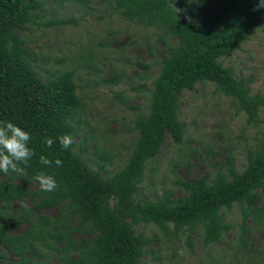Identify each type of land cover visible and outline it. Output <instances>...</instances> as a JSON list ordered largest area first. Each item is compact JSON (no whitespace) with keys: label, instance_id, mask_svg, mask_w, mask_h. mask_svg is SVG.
<instances>
[{"label":"trees","instance_id":"1","mask_svg":"<svg viewBox=\"0 0 264 264\" xmlns=\"http://www.w3.org/2000/svg\"><path fill=\"white\" fill-rule=\"evenodd\" d=\"M257 2L80 0L82 8L77 12L82 16L92 15L94 6L103 4L99 20L117 15L152 30L164 50L147 94L148 112L133 120L131 152L125 165L109 175L105 167L112 159L98 149L93 128L79 143L74 141L80 138L84 109L75 73L81 68L91 73L96 68L93 54L78 55L71 69L44 70L38 53L30 50L32 39L25 35L33 26L76 21L41 22L43 0H0V122H12L28 132V147L35 152L27 166L20 165L21 172L0 171V264H47L51 260L57 264H151L144 258L154 253L149 246L158 238L145 237L137 226L153 224L166 239L197 231L205 247L228 234L231 226L224 222L222 211L235 206L241 214L240 248L251 245L246 241V224L256 219L264 202V140L247 149L241 171L229 157L226 172L177 180L173 185L182 193L177 199L169 192L155 201L137 196L147 162L158 156L164 142L177 146L183 142L186 126L179 120L183 92L193 91L199 83H212L216 93L230 99L237 113L245 115L248 125L256 127L261 122L264 96L252 94L251 80L236 76L222 64L261 26L264 8L254 10ZM199 8L205 13L200 14ZM120 82L121 75L103 79L107 85ZM64 134L73 138L67 150L59 143ZM48 137L54 141L50 148L44 143ZM77 148L79 152L74 153ZM82 153L87 154L85 158ZM41 155L52 164H41ZM57 159L60 166L55 164ZM40 172L55 179L54 191L41 190L35 180ZM14 202L20 203L22 212L11 208ZM25 202L31 205L28 209ZM54 208L52 217L35 216ZM75 234H83L79 242ZM10 256L16 259L9 260Z\"/></svg>","mask_w":264,"mask_h":264},{"label":"rangeland","instance_id":"2","mask_svg":"<svg viewBox=\"0 0 264 264\" xmlns=\"http://www.w3.org/2000/svg\"><path fill=\"white\" fill-rule=\"evenodd\" d=\"M43 2L45 17L41 22L73 18L76 23L33 26L31 32H25L33 41L30 50L38 53L39 65L44 70L53 72L73 68L80 54H93L96 68L91 73L85 68L75 73L77 94L84 109L78 131L80 138L74 141L79 143L81 136L93 128L98 149L112 159V164L105 167L107 174L112 175L125 165L131 152L130 141L135 139L134 118L148 112L147 94L160 70L164 50L152 30L122 21L117 15L103 16L99 20L103 4L95 5L92 15L82 16L77 12H81L80 0ZM198 11L205 13L204 8ZM222 64L231 68L236 76L251 80L252 94L264 96V19L250 40L225 57ZM117 75H121L119 85L103 83L104 78ZM179 120L186 126L183 142L177 146L166 140L158 156L147 162L137 199L147 197L155 201L166 192L171 193L172 199H177L182 196L173 185L177 180H191L206 173L214 174L217 170L226 172L229 157L233 159L235 169L241 171L246 163L247 149L264 140V108L260 111L259 125H248L245 115L237 113L230 99L216 93L209 82L199 83L193 91L183 92ZM79 150L75 149L74 153ZM81 155L85 158L87 154ZM177 163L180 164L176 167ZM24 204L25 209L31 206L29 202ZM11 208L23 211L19 202L12 203ZM56 210L38 211L35 216L52 217ZM222 217L231 229L221 242L205 247L197 231L166 239L153 224H140L136 227L137 232L158 238L149 246L154 253L148 252L144 259L151 264H264V202L256 219L247 221L246 241L251 245L245 250H241L239 244L241 214L238 207L223 210ZM26 227L27 224L20 229L23 231ZM73 237L79 242L83 234ZM8 259L16 258L10 256ZM47 264L57 262L51 260Z\"/></svg>","mask_w":264,"mask_h":264},{"label":"clouds","instance_id":"3","mask_svg":"<svg viewBox=\"0 0 264 264\" xmlns=\"http://www.w3.org/2000/svg\"><path fill=\"white\" fill-rule=\"evenodd\" d=\"M264 8V0H258L254 10ZM31 137L28 132L16 126L12 122H0V171L4 173L21 172L23 169L21 164L27 166L28 161L35 155L33 149L28 147ZM44 143L50 148L54 141L51 137L45 139ZM61 147L67 150L73 143V138L69 134L59 137ZM39 161L44 165H51L46 156L41 155ZM55 164L60 166L62 162L57 159ZM35 180L39 183L42 191L52 192L57 188L55 179L43 172L35 176Z\"/></svg>","mask_w":264,"mask_h":264}]
</instances>
